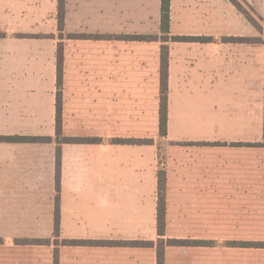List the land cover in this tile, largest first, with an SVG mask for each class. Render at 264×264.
<instances>
[{
  "label": "crops",
  "instance_id": "1",
  "mask_svg": "<svg viewBox=\"0 0 264 264\" xmlns=\"http://www.w3.org/2000/svg\"><path fill=\"white\" fill-rule=\"evenodd\" d=\"M16 1L24 18L27 5ZM191 1H170L169 37L199 36L175 31L189 20L200 23ZM8 6L0 8L2 18L11 19ZM64 15L66 33L110 38L63 44L60 137L57 44L41 34L19 39L26 31L18 22L1 23L7 44L50 45L54 75L24 76L15 89L11 72L24 56L1 54L8 74L0 75V136L43 140L0 142V264H52V246H15L16 239L155 242L159 161L166 179L163 239L211 243L166 246L163 264H264V248L227 246L264 243V47L256 54L248 43L221 42L248 38L241 36L169 41L167 136L159 138L161 43L118 37H159L160 0H65ZM219 19L211 13L207 21ZM84 138L101 142L71 141ZM156 257L153 247L59 249L60 264H157Z\"/></svg>",
  "mask_w": 264,
  "mask_h": 264
},
{
  "label": "rangeland",
  "instance_id": "2",
  "mask_svg": "<svg viewBox=\"0 0 264 264\" xmlns=\"http://www.w3.org/2000/svg\"><path fill=\"white\" fill-rule=\"evenodd\" d=\"M26 3V14L24 18L17 14L18 11V1L16 0H0V8L6 9L10 5L11 19L9 15H4L2 18V13L0 9V27L1 23L3 26H9V20L11 24L15 21L18 22L19 29L26 31L24 34H17L16 37L19 39H32L33 35L41 34V38L44 40H54L57 47L62 45V52H64L63 44L66 40H78L79 34H68L64 30L65 15L61 17V9L58 10L59 1L58 0H23ZM240 1V0H239ZM242 6L248 11V13L253 17L257 28L249 25L246 20L236 13L235 9L226 0H192L190 4V11H196L197 15L200 17L197 20L200 22L198 25H193L191 20L189 23L180 24L175 27V31L181 34H199V36H241L248 37V44L251 45V52L258 53L261 52L262 46L264 47V14H259L263 11L264 0H257L260 4L259 8L256 0H252V4L247 3V1L241 0ZM240 1V2H241ZM57 5V13H56ZM257 8L259 11H257ZM34 11V13H33ZM259 12V13H258ZM216 13L219 19L218 25L209 24L207 19L210 14ZM226 20V24H222V19ZM18 19V20H17ZM53 19L57 20L58 32H54ZM1 32V30H0ZM37 35V36H38ZM68 37H74L68 39ZM5 49L11 52H16L22 58L20 65L16 67L11 73L14 77L11 79V84H14L15 89H19L20 83L24 76L35 77L36 75H44L47 80L54 75V66L52 65L53 49L45 41H21L20 44L14 45L7 44L0 40V57ZM44 61H40V59ZM43 65V66H42ZM10 72V71H9ZM8 74L6 69H2L0 65V75ZM21 241V242H18ZM35 241V240H32ZM64 240L58 239L57 241H35L28 242L25 239H16L13 241L15 246H52V256L54 260V254H56V259L59 263V249L67 247L63 245ZM153 243L155 244L153 248L157 249L158 239ZM4 245V242L0 239V247ZM71 247V246H70ZM150 248V247H144ZM52 260V264H53Z\"/></svg>",
  "mask_w": 264,
  "mask_h": 264
},
{
  "label": "trees",
  "instance_id": "3",
  "mask_svg": "<svg viewBox=\"0 0 264 264\" xmlns=\"http://www.w3.org/2000/svg\"><path fill=\"white\" fill-rule=\"evenodd\" d=\"M58 10L61 11V17L64 15L65 0H58ZM170 1L171 0H160V36H121L118 37L124 41H138V42H151L159 41L161 43L160 51V91H159V110H158V130L159 138H165L167 136V124H168V47L167 43L172 42H197L201 44L213 42L211 37L203 36H172L169 37V25H170ZM236 10L244 17V19L253 27L257 28V24L253 17L248 11L242 6V1L239 0H228ZM74 37H68L72 39ZM110 37L105 35H89L79 34L78 40H108ZM223 43H248L247 38H233L224 37L221 38ZM63 52L62 45L59 44L57 47L56 54V78H57V95H56V131L57 136L61 135V113H62V102H61V91L63 83ZM43 140L35 137H2L0 136V142H13V143H31ZM73 142L82 143H94L101 142L100 139L84 138V139H72ZM112 144L122 145H152L153 140H140V139H114L111 141ZM165 192H166V179L165 171L159 161V169L157 170V207H156V229L158 236V245L156 249L157 264H163V250L166 246L170 247H208L211 245L209 242L198 241V240H164V228H165ZM59 213V209H57ZM57 231L59 232V225H56ZM38 241V240H35ZM28 240V242H35ZM21 242V241H18ZM64 246H83V247H108V248H138V247H153V242H139V241H103V240H64ZM227 246L241 247V248H264V243L249 242V243H227ZM53 264H58L56 254H54Z\"/></svg>",
  "mask_w": 264,
  "mask_h": 264
}]
</instances>
